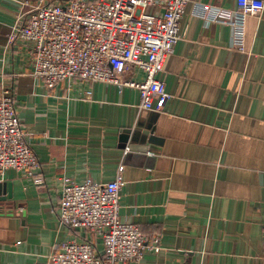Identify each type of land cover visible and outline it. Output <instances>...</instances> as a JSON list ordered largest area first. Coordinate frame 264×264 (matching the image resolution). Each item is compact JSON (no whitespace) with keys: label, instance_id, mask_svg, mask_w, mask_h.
Returning <instances> with one entry per match:
<instances>
[{"label":"crops","instance_id":"crops-1","mask_svg":"<svg viewBox=\"0 0 264 264\" xmlns=\"http://www.w3.org/2000/svg\"><path fill=\"white\" fill-rule=\"evenodd\" d=\"M40 1L0 0V82L14 87L45 179L0 175L12 193L0 205V264H44L84 239L59 220L63 178L108 182L121 166L119 216L160 245L128 264H264V11L246 18L240 51L233 27L199 13L204 4L234 11L237 0L188 4L160 74L171 98L156 111L134 87L66 80L48 89L35 79L7 35Z\"/></svg>","mask_w":264,"mask_h":264},{"label":"built area","instance_id":"built-area-1","mask_svg":"<svg viewBox=\"0 0 264 264\" xmlns=\"http://www.w3.org/2000/svg\"><path fill=\"white\" fill-rule=\"evenodd\" d=\"M194 1L41 0L20 12L7 45L26 49L32 76L48 89L66 80L109 82L138 89L143 108L162 111L171 95L160 74L181 38L186 7ZM263 11L264 0H237L234 11L204 4L199 13L233 27L234 46L243 51L246 18L260 17ZM130 70L144 75L127 78ZM16 101L14 87L2 80L0 175L15 169L42 185V163L29 143L32 133L23 128ZM123 169L108 182L63 178L59 220L87 236L65 241L44 264H128L141 261L148 251H159L158 239L150 241L137 223L119 216Z\"/></svg>","mask_w":264,"mask_h":264},{"label":"water","instance_id":"water-1","mask_svg":"<svg viewBox=\"0 0 264 264\" xmlns=\"http://www.w3.org/2000/svg\"><path fill=\"white\" fill-rule=\"evenodd\" d=\"M125 134H123L122 139H127V134L129 133L128 130L124 131ZM151 141H158L155 137L151 138ZM12 199V193H11V185H5V183H0V205L4 202H7L8 200Z\"/></svg>","mask_w":264,"mask_h":264}]
</instances>
